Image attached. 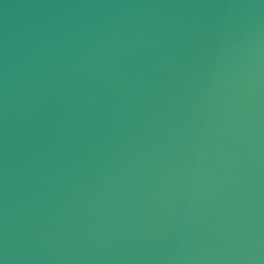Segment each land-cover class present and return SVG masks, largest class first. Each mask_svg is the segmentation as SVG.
Listing matches in <instances>:
<instances>
[{"label":"water","instance_id":"water-1","mask_svg":"<svg viewBox=\"0 0 264 264\" xmlns=\"http://www.w3.org/2000/svg\"><path fill=\"white\" fill-rule=\"evenodd\" d=\"M0 264H264V0H0Z\"/></svg>","mask_w":264,"mask_h":264}]
</instances>
